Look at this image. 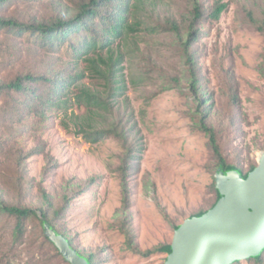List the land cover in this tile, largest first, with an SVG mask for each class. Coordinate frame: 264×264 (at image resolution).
<instances>
[{"label": "rangeland", "instance_id": "rangeland-1", "mask_svg": "<svg viewBox=\"0 0 264 264\" xmlns=\"http://www.w3.org/2000/svg\"><path fill=\"white\" fill-rule=\"evenodd\" d=\"M77 1L21 3L0 17L47 23ZM216 1L203 0L205 9ZM221 1L227 10L219 21L205 25L204 38L195 45L200 57L196 70L203 78L205 97L215 104L213 127L227 129L233 123L220 142L227 164L249 172L264 152V35L248 15L260 17L264 3ZM188 8L186 0H155L151 11L164 23L172 16L181 19ZM138 42L137 57L125 64L127 95L139 131L131 135L129 149L114 138L90 144L75 134L76 117H85V109L76 107L75 116L73 110L65 119L61 111L49 112L43 121L31 116L13 124L11 132L0 130V200L32 208L40 218L49 200L56 211L68 201L57 227L63 231L64 226L77 251L96 254L99 264H165V253L150 258L142 254L171 245L178 226L217 201V162L206 136L192 126L195 94L186 81L181 44L173 35L141 34ZM34 49L39 67L43 58L49 63L54 56L0 32V84L32 68ZM137 77L148 79L136 86L131 80ZM172 78L181 79L180 87L161 93ZM85 83L95 88L94 81ZM133 151L137 159L129 157ZM13 225L0 221V264H68L45 242L37 221L29 223L26 238L17 244Z\"/></svg>", "mask_w": 264, "mask_h": 264}, {"label": "trees", "instance_id": "trees-1", "mask_svg": "<svg viewBox=\"0 0 264 264\" xmlns=\"http://www.w3.org/2000/svg\"><path fill=\"white\" fill-rule=\"evenodd\" d=\"M39 1L0 0V13L9 11L21 3L29 5ZM154 1L78 0L74 8L63 10L47 23L37 21L24 23L12 17H0V32L9 39H25L37 46V49L42 48L54 55L49 63L43 58L44 64L39 67L40 57L34 49L32 68L17 75L11 82L0 84V105H3L0 109V130L11 132L13 124L20 125L31 116L43 121L49 112L56 114L61 111L65 119L69 111L76 107L78 110L85 109V117H76L79 125H76L75 134L81 135L90 144H99L114 138L128 148L131 135L133 133L138 135L139 131L127 95L129 78L125 64L136 58L141 50L138 42L141 34L154 37L173 35L181 44L182 52L179 54L181 60L188 66L186 81L195 94L196 107L191 116L193 128L208 139V145L217 162V171L220 167L224 171L236 168L247 177L258 165L245 172L238 166L227 164L221 152L220 142L233 123H230L227 129L213 127L211 117L215 111V104L211 103L210 96L205 97L203 93L205 84L196 70L200 57L195 45L204 38L205 25L221 19L227 10V4L218 0L213 7L205 9L203 0H186L189 10L181 19L172 16L161 23L157 20L159 18L152 15L151 7ZM260 13V17L249 13L248 18L256 30L264 35V5ZM82 63L85 64L84 69L81 68ZM89 79L95 82V88L85 83ZM147 79L148 77H137L132 79L131 83L139 86ZM164 84L161 93L179 88L181 79L172 78L170 82ZM232 99L237 104L238 97L235 95ZM123 110L128 111V114L122 115ZM72 114L75 116L74 110ZM64 119L62 122L66 126ZM133 153V157H129L137 159L134 151ZM25 184L29 187L27 181ZM214 189L217 203L219 195L216 182ZM48 203L50 207L41 210L43 217L40 218L38 212L32 208L11 205L0 200V221L14 222L12 226L14 244L23 241L29 232V223L37 221L45 242L57 251L64 262H67L46 237L44 224L47 223L56 232L67 237L64 226L63 231L59 230L56 220L61 217L63 221L65 208L69 207V202L67 201L59 211L54 210L50 200ZM69 242L74 247L70 239ZM169 249L170 245L162 246L146 251L142 256L150 258L155 254H166ZM78 253L88 258L91 264L101 262L100 259L97 261L94 253L88 255L79 251ZM247 261L264 264V251L257 258Z\"/></svg>", "mask_w": 264, "mask_h": 264}, {"label": "water", "instance_id": "water-1", "mask_svg": "<svg viewBox=\"0 0 264 264\" xmlns=\"http://www.w3.org/2000/svg\"><path fill=\"white\" fill-rule=\"evenodd\" d=\"M219 200L175 229L165 264H235L264 251V152L247 177L220 167L215 175ZM46 237L69 264H91L68 238L44 224Z\"/></svg>", "mask_w": 264, "mask_h": 264}]
</instances>
